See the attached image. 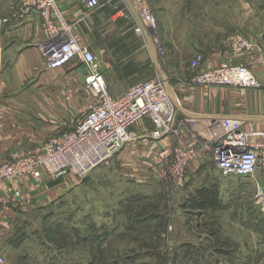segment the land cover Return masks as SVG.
Listing matches in <instances>:
<instances>
[{"label":"rangeland","instance_id":"1","mask_svg":"<svg viewBox=\"0 0 264 264\" xmlns=\"http://www.w3.org/2000/svg\"><path fill=\"white\" fill-rule=\"evenodd\" d=\"M146 1L154 16L159 15L158 39L167 36L168 29L173 28L175 52L178 57L184 55L183 59L191 66L198 55H203L198 51L193 55L188 53L195 42L199 45L219 42L232 53L226 46V38L235 32L252 39L258 47L264 41V0ZM176 41L181 49L176 48ZM167 74L171 80L182 79L177 69L168 70ZM195 123L201 122L186 121L179 126L181 133L177 137L182 139L187 133L194 141L188 146L178 142L142 161L140 152L145 148L137 139L83 179L75 177L78 185H72L58 203L49 204L35 216L28 215L29 224L22 222L14 234L19 244L6 254L8 261L15 260L18 264H264V203L259 202L258 196L264 194V172L253 178L225 176L207 155L197 169L196 179L191 178L186 185V180L181 178L186 179L193 169L192 163L202 150L207 151L206 142L216 144L223 135L222 130L208 126L204 128L205 133L212 141H207L208 136L200 137L199 128H193ZM249 138L255 139L251 135ZM186 150L193 151L187 170ZM25 178L32 177L8 179L2 184ZM204 186L217 189L220 202L217 206L200 209L193 205L196 190Z\"/></svg>","mask_w":264,"mask_h":264},{"label":"crops","instance_id":"2","mask_svg":"<svg viewBox=\"0 0 264 264\" xmlns=\"http://www.w3.org/2000/svg\"><path fill=\"white\" fill-rule=\"evenodd\" d=\"M22 2L0 0V18L9 20L0 26V163L44 151L52 140L77 125L81 114L93 101L86 89V69L82 61L76 59L59 69L47 67L40 49L45 40L44 20L37 11L17 15ZM57 3L66 20L78 24L79 36L95 55L112 96H121L158 74L169 79L168 70L177 69L182 79L170 78L168 89L179 98V118L199 120L201 123L197 127L204 135L207 121L215 117L238 119L246 131L264 130V88L193 84L198 68L186 63L184 55L178 57L176 54L173 28L161 39H158L157 28L156 33L149 30L145 36L138 35L134 31L135 20L121 0H114L93 12L82 0H57ZM115 15L117 19L113 21ZM158 24L157 20V27ZM195 43L188 53L201 52L203 67H217L229 60L245 63L264 83V41L252 54L238 55L229 53L219 42L218 46L213 41ZM175 45L181 49L177 41ZM152 128L147 120L132 128L138 135V143L145 148L140 152L142 161L175 143L188 146L194 142L187 133L182 139L176 135L154 139L150 136ZM206 156L202 150L192 163L186 185L191 178L196 179L197 169L201 168ZM77 183L78 180L70 176L66 180L48 177L40 181L32 178L10 180L0 186V251L5 254L4 264H18L15 260L8 261L6 254L17 248L19 239L14 234L22 222L29 224L28 215L35 216L49 204L58 203ZM16 190L19 196L15 195Z\"/></svg>","mask_w":264,"mask_h":264},{"label":"built area","instance_id":"3","mask_svg":"<svg viewBox=\"0 0 264 264\" xmlns=\"http://www.w3.org/2000/svg\"><path fill=\"white\" fill-rule=\"evenodd\" d=\"M82 1L93 12L114 0ZM121 1L132 14L136 23L134 31L138 35L145 36L149 30L155 32L157 19L146 0ZM32 11H37L44 20L45 40L40 49L47 67L59 69L76 59L82 61L86 69V89L93 101L77 125L52 140L44 151L0 163V186L5 180L23 177L38 181L46 177L67 179L74 176L83 179L138 138L133 126L147 120L153 125L151 138L161 139L168 135L179 136L182 122H195L196 119L179 118L180 101L168 89L169 79L160 74L134 86L121 96H112L95 55L79 36L78 24L66 20L57 0H23L17 15ZM112 19L116 21L117 16ZM7 22L8 18H0V26ZM226 46L233 55L252 54L258 48L252 39L239 32L226 38ZM158 50L161 52L159 45ZM204 64V57L200 54L192 66L198 68L193 82L203 87L264 88V83L245 63L229 60L212 68L203 67ZM208 126L223 131L216 144L206 142L205 146V154L211 156L223 175L253 178L260 171L264 172V130L243 131L242 122L234 118L215 117L206 123V128ZM193 128L198 129L196 123ZM201 135L208 136L207 141H212L210 135L199 133ZM250 135L256 139L250 141ZM192 152L186 150V170L192 163ZM181 179L185 180V176ZM16 196H19L18 191ZM258 196L259 202L264 203V194L259 193ZM4 262V256L0 253V264Z\"/></svg>","mask_w":264,"mask_h":264},{"label":"trees","instance_id":"4","mask_svg":"<svg viewBox=\"0 0 264 264\" xmlns=\"http://www.w3.org/2000/svg\"><path fill=\"white\" fill-rule=\"evenodd\" d=\"M192 203L195 207L200 209L217 206L220 203L217 189L205 186L198 188L195 192V196L192 198Z\"/></svg>","mask_w":264,"mask_h":264},{"label":"bare ground","instance_id":"5","mask_svg":"<svg viewBox=\"0 0 264 264\" xmlns=\"http://www.w3.org/2000/svg\"><path fill=\"white\" fill-rule=\"evenodd\" d=\"M172 93V92H171Z\"/></svg>","mask_w":264,"mask_h":264}]
</instances>
